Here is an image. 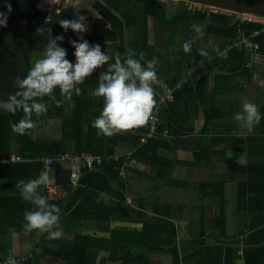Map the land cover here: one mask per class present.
<instances>
[{
    "label": "trees",
    "instance_id": "16d2710c",
    "mask_svg": "<svg viewBox=\"0 0 264 264\" xmlns=\"http://www.w3.org/2000/svg\"><path fill=\"white\" fill-rule=\"evenodd\" d=\"M85 1L101 17L102 22L88 24V30L83 33V37L89 42L100 44L102 51L107 50L110 55L107 64L117 60L122 63L126 53L131 49L136 58H139L140 52L145 54V61L155 57L158 74L160 65L157 48L167 47L173 53L176 72L170 77L163 78L161 82L172 88L177 80L185 79V81L178 89H173L171 99L163 101L159 83L153 85L156 99L154 106H158V119L155 131L146 137L145 142H141L140 138L148 132L149 120L142 126L131 128L127 132L116 131L110 136L98 135V129L92 126V121L100 114L103 101H94L91 90L97 86L99 73L107 70V64L95 69L82 84L78 85L81 88L80 95L73 93L70 98L61 96L57 87L54 89V98L48 96L43 98L48 104L47 112L39 116L33 114L31 119L33 126L37 122L46 120L57 121L55 125L57 132L53 137L36 138L33 126L26 129L24 134H20L14 131L13 124L23 117V111H17L15 114L0 111V158L10 153H16L24 158L17 163L0 165V181L7 179L14 181L15 176L29 175L28 173L35 178L42 169L39 161L42 156L57 158L63 153L75 154L87 151L102 158V164L80 170L78 185L75 189H68V191L73 189L72 199L68 198L64 202L49 201L60 207V218L62 215L64 217L60 220V227L76 230L70 234L71 240L65 241L59 238L41 240L40 252L20 264H40V260H36L40 256H51L61 261L60 264H95L97 261L100 264H118L117 261L120 262L119 264H126L124 261L129 257L125 255L122 246H116L111 239L117 234L110 233L109 238H104L95 236L94 233L93 235L79 233L87 220L91 221L90 226L107 232H112L109 227L112 221L127 220L130 206L126 202L125 187L123 189L112 187L113 182L123 181L117 168L132 158L135 163L148 167L149 172L145 174L151 175L154 180H158L161 175L160 183L186 189L189 185L187 180L171 175L174 166L179 162L176 156L173 155L172 159H169L166 154L161 153V150L171 151L172 154L178 149L191 151L192 161L188 164L193 165V163L199 164L201 160L211 159L213 152L210 150L207 154L206 148L212 143H224L225 150L229 151L231 157L240 156L245 150L246 153L261 152L259 160H250L246 164H238L232 160L228 162L240 167L244 174V179L235 187L236 209L238 211L256 209L261 212V220H259L262 244L250 248L246 241L247 246L243 248L241 254H237V249L228 245L229 247H225L227 252L219 256L221 259L216 254H210L211 248L205 246V229L203 227L198 230L193 229L192 212L196 209L204 212L209 207L206 203L216 201L218 217L212 219V231L216 236L222 233L225 235L227 196L222 181H200L193 186L196 193L193 198L197 199V203L192 202L189 208L191 215L189 230L194 235V241L196 238L199 239V248L194 255L206 259V264H254L258 256L264 264V98L258 96L256 99L262 118L251 130L233 119V114L241 111V99H235L237 94H233V91L243 89V82L252 80L254 68L257 64H261V61H252L250 57H255L257 54L264 56V22L262 21L264 19H261L262 17L257 18L260 20L249 19L250 17L242 19L243 15L237 17L234 11L192 7L182 1L176 3L171 11L167 9L166 0ZM38 2L39 0H0V12L7 15L6 24L0 25V99H6L10 92L16 91L14 87L16 78H22L31 67L32 61L42 55L47 38L36 31L38 27L51 28L52 36L63 34L64 40L58 43L67 49V58L74 60L73 47L69 39H76L77 34L71 29L64 32L58 21L74 18L77 11L72 5H61L57 11L46 13L37 8ZM9 4L11 11L7 7ZM148 19L151 20L152 43L148 38ZM193 24L201 29L198 35L192 27ZM179 33L180 44L176 42V35ZM242 39L255 43L257 49L254 52L247 50ZM185 41H190L192 45L188 52L183 50ZM199 48L205 53L202 55L205 62L202 63L199 61ZM248 61H252L250 65H247ZM207 62L211 63L216 71L214 85L210 89L207 87L209 78L207 72L211 67ZM184 68L187 69L186 75L183 73ZM190 69H192L191 74H189ZM187 75H189L188 79ZM221 98H228L229 101L219 103ZM180 101L183 102L181 106L178 105ZM97 105L100 107L98 108ZM190 111L201 113L202 123L198 134L203 136L202 132L214 133L213 137L185 136L196 128L187 124V120L191 119ZM121 143L130 145L133 151L127 155H119L117 160H114L115 147ZM182 161V163L187 162ZM51 168L54 170L55 183L66 185L69 169L63 168L58 163H52ZM247 178L250 182L246 181ZM41 194L44 195L43 192ZM16 199L17 196L10 194L0 195V218L2 210L7 211L14 200L18 201ZM140 199L143 200L142 197H139ZM24 207V204L21 208L13 206L6 213L7 217L9 218L14 211L16 215L21 212L20 222H24ZM33 207L32 204L31 208L27 209ZM170 208L171 204L155 200L152 212L156 215L149 217L148 222L143 225L145 229H152L151 233L157 231L163 233V236L159 235V241L172 244L168 253L172 257V264H179V246L175 225L170 220ZM139 214L143 212H137L136 220L140 219ZM113 231L115 232V229ZM100 251L107 254L98 257ZM8 254L10 253L7 251L0 252V256H8ZM237 258H241L242 262L236 263Z\"/></svg>",
    "mask_w": 264,
    "mask_h": 264
},
{
    "label": "crops",
    "instance_id": "0c3cea01",
    "mask_svg": "<svg viewBox=\"0 0 264 264\" xmlns=\"http://www.w3.org/2000/svg\"><path fill=\"white\" fill-rule=\"evenodd\" d=\"M200 61H201V63H202V61L205 62V60H203L201 58H200ZM160 72H161V74H160L161 81L163 78L170 77V76L166 75L163 71L160 70ZM164 84H166V83L159 82L158 85L160 86L161 90H162ZM101 98L102 97H95L94 96V101H97V102L103 101V100H101ZM182 103L183 102L180 101L178 103V105L181 106ZM223 103H226V102H223ZM97 106H98V108L100 107L99 105H97ZM156 107L158 109V106H156ZM199 119L202 123L201 115L199 116ZM193 121H194L193 119H188L187 120L188 126H193L194 125ZM238 122H239V124H241L240 121H238ZM45 123H46V127L41 125V122H37L34 124L33 129H34V136L36 138H42V137L44 138L45 136H50V137L55 136V133L57 132L55 125H57L58 122L51 119L50 121L46 120ZM242 124H243V122H242ZM200 126H201V124L199 126H195L196 127L195 130L189 134H185V136H189V138L190 137H192V138L196 137L197 135H199L198 130H199ZM239 129L241 130V128H239ZM128 130H130V129L119 130L118 132H124V131L127 132ZM202 133H204L203 136H205V138H206V136H209L211 138V136L213 137V134H214V133H205V132H202ZM203 136L199 135L198 137L202 138ZM206 149H207V154L210 150L213 152L211 159L201 160L199 164L193 163V165L188 164L189 161H192V152L191 151L178 149L177 151H175V154H172L171 151L164 149V150H161V153L166 154L169 159H172V156L175 155L177 160L179 161L178 164H176L174 166L175 168L173 167L174 169L172 170L171 175L179 178L180 176H177L173 173L180 167H191V168L195 169L196 171H202L204 169L210 168L211 170H214L213 171L214 174H211L209 178H206V179L200 180V181H218V182L222 181V186L224 187L225 191H226V188H228L229 190L231 189V191L233 190L234 194H235L236 184L240 180L244 179V174L242 173V170L240 167H237L235 165L234 166L231 165L228 162V160H232V161H236V162L239 161L238 164H246L250 160L258 159L261 155V152L255 153L252 151V153H246V150H245V151H243V153L240 156H236V157L232 156L231 157L229 155V151L225 150L224 143H220V144H213L212 143V144L208 145V147ZM219 150H222L224 153L220 152ZM132 151H133V148L130 145L121 143L120 145H117L115 147V150H114L115 154L113 155V158H114V160H117L119 155H122V154L127 155V154H130ZM215 152H217V153L214 154ZM73 153H75V152H73ZM86 153H88L89 155H95V154L87 152V151H86ZM186 154H189L188 158L185 157ZM11 155L17 156V157H19V159L15 160V161H11V160H9V157ZM182 156H184V157H182ZM23 160H24V158H22L18 154L10 153L9 155L0 158V165L3 166V165H8V164H13V163H17V162H20ZM182 160H184L185 162L187 161V162L182 163L183 162ZM241 160H243V161L241 162ZM135 162L136 161L131 158V159H128V161H126L123 166H121L120 168H117V169H119L118 173L120 172V176H121L120 178L121 179L123 178V181H116V182L112 183V185H113L112 187L114 189H119V187H121L123 189L125 187L124 193H125V197H126V202L129 203L128 205L130 206V214H129L127 220H125V221H123V220L112 221L109 224V227L111 228L112 232L98 230L94 226H90L91 221L87 220V222L84 223L83 228L81 230H79V233L80 234H90V235H93V233H94L95 236H100V237H104V238H109L110 233L121 235V236L116 235V237H112L111 239L116 244V246L121 245L123 251L126 252L125 255L127 257H129L126 261H124V263H126V264H140V263L141 264L142 263H146V264H149V263H152V264H172V257L170 255V253H168V249H170L172 247V244L171 243H161L159 241V235L163 236V233H160V231L151 233L152 229H145L144 225H143L145 222H148L149 217H152V216L154 217L156 215L155 213L152 212L153 211L152 205H153V202L158 199V201H160V202L163 201V202H167V203L171 204L170 220L175 225L176 237H177V241H178L177 244L179 246V253H178L179 264H201V263L206 264L207 263L206 259L204 260L201 256L194 255L195 252L199 248V243H198L199 239L196 238V241H194V235H192L190 233L189 227H187V229L182 228V229H180V232H178L179 231L178 222H181V220H180L181 216L180 215L178 216L175 213L174 203H173L174 199L171 198V196L174 193H176L177 189H180V188H176V187H172L170 185L160 183V181L162 179L161 175H160L158 180H154L151 175L148 176L145 174V173L149 172L148 167H146L140 163H135ZM59 165H62L63 168H67L65 163H62ZM42 171L43 170L41 169L40 172H42ZM168 171H169V175H170V170H168ZM28 174L29 175L23 174V176H15L14 181H12V179L0 181V195L5 196V195L10 194L12 196L18 197V199H16L18 201L16 202L14 200L13 205L11 207L9 206L7 211L5 209V210H2V212H1L2 217L0 218V252L7 251L10 253L8 255H12V256H15L16 254L20 255L22 253L28 252L30 254V257H28V258L31 259L35 253L40 252V250H41V248L39 246V244H40L39 242L41 240L47 239L49 237V235L47 234V232H40L39 230H36V229L30 230V231H24L22 228L23 222L22 223L20 222V220H22L21 212H19L18 215H16V211H14L11 213L9 218L7 217L8 214H6L8 212V210L10 208H12L13 206L15 208H18V207L21 208L24 204L25 210L27 208H31V205H32L31 202L22 199V197L20 195L19 188L17 187L18 181H20V180L27 181L28 179L33 178V176H31L32 175L31 173H28ZM37 175H39V173ZM133 175L137 178H140V181H142L141 179L145 180L146 183H147V179L151 180L152 181L151 187H149L148 185L146 187H144L146 185V184H144L142 188L135 189L132 186V183L129 182V181L133 182V180L136 179V178H134ZM49 176L51 178V181L54 182V184H56L54 181V170H53V168H51V173L49 174ZM165 177H166V175H165ZM227 177H228V179H227ZM180 178H182V177H180ZM137 180H139V179H136V181ZM78 181H77V184L74 186H69L68 182L66 185H58L57 184L59 190H64L66 192V195L64 197L54 195L51 198L49 196V194L46 192V187H44V186H41L42 187L41 189L43 191H41V189H40V191L44 193V196L48 197L49 201L60 200V201L64 202L68 198L72 199V193L71 192L78 185ZM200 181H197V182H200ZM230 181L234 182V184L229 183ZM246 181L250 182L249 178H247ZM123 182H124V184H123ZM197 182H193V186ZM141 184H142V182H141ZM189 184H190V182H189ZM216 186H218V185H216ZM69 188H73V189L71 191H68ZM158 191L165 193V196L160 197L159 196L160 192H158ZM139 192H141V194H142V199H143L142 201H141V199L139 200V197H137ZM194 194H196V193H193V196H195ZM225 194H226V192H225ZM226 196H227V207H229V205H231V206H233V209H231V210L229 209V211H230L229 213H231L232 216L226 215L227 219H225V221H224L225 228L227 229V220H232V223H233L235 229H234V227L231 228V230H228L229 232L226 231L225 235L223 233L219 236L217 235L218 237L216 235H214V232L212 231V219L214 217H218L217 216V214H218L217 205H216V201L209 203L208 200H206V201L209 204L206 203V205H209V207L204 212H200L199 209H196L198 211V213L196 215L197 224H196L195 228L193 226V229H195V230H198V228H202V227L205 229L206 239L210 240V242H208L206 240L205 246H209L211 248L210 254H212V255L216 254V255H218V257L219 256L221 257V254L223 255L225 253V251L227 250V248H225V247L228 245L232 246L234 249H237L236 250L237 254H241L243 248L245 246H247L246 241L248 243V247H250V248H254V247L262 244V243H260L261 238H262V233L260 232V229H261V224H260L261 212L257 211L256 209H254L255 211H253L251 209L247 210V211H244V210L238 211L235 207L234 197H232V200H231V199H229V194H226ZM174 197H175V195H174ZM179 201H181V200H179ZM232 201H233V203H232ZM139 203L143 204V206H141ZM138 211H142L143 214H139L138 218H140V219L136 220L135 217H136V214ZM190 218H191V215H189V220H190ZM201 218L203 219L202 222H201ZM230 218H232V219H230ZM63 219H64V217L62 215L60 220H63ZM193 221H194V218H193ZM60 223H61V221H60ZM181 225H183V224H181ZM60 226H61V224H60ZM61 228H63V230H65L69 234L76 231L73 229L66 228L64 226H62ZM113 229H115V232L113 231ZM70 231H72V232H70ZM182 233L184 234V236H182ZM233 233L238 234V236L235 239H231V237H229V235L233 234ZM64 240L70 241L67 239H64ZM106 254L107 253H105L104 251H100L98 254V257L106 255ZM19 255H17V257ZM133 256H135V258ZM47 258H48V256H47ZM36 260L39 261L40 258H37ZM211 260H212V257L210 258V261ZM56 261H58L59 263H55V264H60V262H61L58 259H56ZM20 262H22V261H20ZM235 262L241 263L242 259L237 258V259H235ZM261 262H262V259L258 256V260L255 261L254 264H262ZM48 263L52 264L49 261L46 263H45V261H43V263H41V260H40V264H48ZM116 263L119 264L120 262L117 261ZM95 264H96V262H95Z\"/></svg>",
    "mask_w": 264,
    "mask_h": 264
},
{
    "label": "clouds",
    "instance_id": "9594fccd",
    "mask_svg": "<svg viewBox=\"0 0 264 264\" xmlns=\"http://www.w3.org/2000/svg\"><path fill=\"white\" fill-rule=\"evenodd\" d=\"M47 2L52 4L53 0ZM7 7L11 11V5ZM6 21V13L0 12V25H5ZM58 22L64 32L71 29L77 34L76 39H69L74 60L67 58V49L58 43L64 40L63 34L52 36L51 28L38 27L36 31L47 38L42 55L32 61L22 78H16V91L10 92L6 99H0V111L12 114L23 111V117L13 124L14 131L20 134L33 126V114L39 116L47 112L48 104L43 99L45 96L54 98V89L57 87L61 96L70 98L73 93L80 95L81 88L78 85L110 60L109 53L107 50L102 51L100 44L89 42L83 37L89 27L85 16L76 15L72 19H60ZM192 27L197 32L201 31L195 24ZM191 47L190 41L184 42L185 52L190 51ZM200 54L205 55L203 51ZM144 55L140 52L139 58H136L130 49L122 63L117 60L107 64V70L99 73L97 86L91 90L93 96L103 97L100 114L92 121V126L98 129V135L110 136L119 130L142 126L150 119L156 104L153 85L157 82V61L155 57L145 61ZM261 118L259 106L252 102H244L242 110L233 114V119L243 122L249 130ZM50 182L47 171L27 181L17 182L22 199L34 205L32 209L24 211L22 228L24 231L36 229L47 232L51 238H60L63 234L60 207L50 203L48 197L40 191L41 186L47 187ZM6 264H20V261L9 255Z\"/></svg>",
    "mask_w": 264,
    "mask_h": 264
},
{
    "label": "rangeland",
    "instance_id": "374dc122",
    "mask_svg": "<svg viewBox=\"0 0 264 264\" xmlns=\"http://www.w3.org/2000/svg\"><path fill=\"white\" fill-rule=\"evenodd\" d=\"M180 1H182L187 6L189 5L192 7H198V8H203V9H216V8H212V7L205 5V4L195 3V2L186 1V0H166L167 9L169 11L173 10L174 6L177 5L176 3H179ZM61 5L62 6L72 5L75 8V10L77 11V15L85 16L88 24H101V22H102L101 17L93 10L92 7L89 6L90 4L87 3V1H85V0H53L52 4H49L47 2V0H39V2L37 3V8L48 13L49 11H52V10L57 11ZM239 15H242V14H239V12H236V16L238 17ZM253 18H255V16H253ZM147 28H148V38H149V41L152 43L153 39H152V33H151V20L150 19H148V27ZM198 34L199 33L197 32V35ZM176 42L178 44H180V42H181V34L180 33L176 35ZM176 48H177V46H176ZM198 51H199V53H201V48H199ZM157 53H158V63L160 65L159 69L161 71H163L168 76L173 75L176 72V67H175L176 62H175L173 53L171 52V49L167 48V47L157 48ZM200 58L204 60V58L201 54L199 55V61H200ZM250 59L252 61H261V64H257L256 67L254 68L252 80L243 82V84H244L243 89H241L240 91H238V89H234V91H233V94H235V95L237 94V97L235 99H237V98L241 99L240 110H242V104L244 102L256 103V99L258 96H259V98H260V96H262V98H264V56L257 54V55H255V57L251 56ZM252 61H248L247 65H250ZM207 64H209V66L211 67V69L207 72V74H209L207 87H208V89H210L214 85V79H215L214 74L216 73V71H215V69L211 63L207 62ZM191 70L192 69L189 70V74H191ZM185 72H187L186 68H184V70H183L184 75H186ZM160 74H161V72L159 71V73L157 74V82L156 83L161 82ZM188 76L189 75L186 76L187 79H188ZM228 101H229L228 98H221V100H219L218 102L223 103V102H228ZM190 106H191V104H190ZM200 114H201L200 111H196V112L190 111V117H191V119L194 120L193 121L194 126H199L201 124V121L199 119ZM241 124H242V122H241ZM41 125L46 127L45 121L41 122ZM182 157H184V156H182ZM185 157L188 158L189 154H186ZM242 161L243 160H241V162ZM213 171L214 170H211L210 168L204 169L202 171H196L195 169H193L191 167H180L173 173V174L180 176L183 179H186L187 181L190 182V184L188 185V187H186V189H182V188L177 189L176 193H174L171 196V198L174 199L173 203H174L175 213L178 216L179 215L181 216V219H180L181 222H178V229H179L178 232H180V229H182V228L187 229V227H189V223H190L189 208H190V205L192 202H193V204L197 203V199L194 200V198H193V193H195V190L193 187V182H197V181L209 178L211 174H214ZM134 178L139 179V180L136 181V179H135V180H133V182L132 181H129V182L132 183V186L135 189L142 188L144 184H146L144 187H146L147 185L149 187H151V184H152L151 180L147 179V183H146L145 180H143V179H141L142 181H140V178H137L135 176H134ZM227 179H228V177H227ZM141 182H142V184H141ZM229 183L234 184V182H231V181ZM160 191H158V192H160ZM141 192H139L137 197H140V198L142 197ZM225 192H226V194H229V199L232 200V197H234L233 190L231 191V189L229 190L228 188H226ZM174 195H175V197H174ZM159 196L164 197L165 193L160 192ZM179 200H181V201H179ZM232 203H233V201H232ZM230 206L231 205H229V207ZM229 207H227L226 214L232 216L231 213H229L230 212L229 209L230 210L233 209V206H231L230 208ZM192 213H193V218H194L193 226L195 228V226L197 224L196 215H197L198 211L195 210ZM214 218H217V217H214ZM226 219H227V216H226ZM230 219H232V218H230ZM181 224H183V225H181ZM233 227H234V225L232 223V220H227V232H229L228 230H231V228H233ZM234 229H235V227H234ZM70 232H72V231H70ZM70 234L67 232H65V233L63 232L62 236L59 239L71 240ZM182 236H184L183 233H182ZM237 236H238V234H234V233L229 235V237H231V239H235ZM48 238L51 239V237H48ZM206 240L208 242H210L209 239H206ZM17 255H19V254L15 255L18 260H23V259L27 260L28 257H30V254L28 252L22 253L18 257H17ZM8 256H1L0 261L2 263L6 262V259ZM39 258L41 260V263H43V261H45V263L49 261L52 264L53 263L54 264L59 263L58 261H56L55 258H53L51 256H48V258H47V256H40ZM96 264H99L98 261L96 262Z\"/></svg>",
    "mask_w": 264,
    "mask_h": 264
},
{
    "label": "built area",
    "instance_id": "2783aa9c",
    "mask_svg": "<svg viewBox=\"0 0 264 264\" xmlns=\"http://www.w3.org/2000/svg\"><path fill=\"white\" fill-rule=\"evenodd\" d=\"M212 10H214V9H212ZM242 15H243L242 19L250 17L249 19L256 20L259 17V16H255V15H251V14H245V13H242ZM253 16H255V18H253ZM259 18H261V17H259ZM261 19H264V17H262ZM257 20H260V19H257ZM262 21L264 22V20H262ZM242 43L245 44L247 50H249V51L254 52L258 47L255 43L247 42L245 39H242ZM184 81H185V79L177 80L175 86L172 88H170V86H168L167 84H164L163 88H162L161 100L163 101L165 99H171L173 89H178L180 87L181 83ZM157 110L158 109L155 106L152 113H151V117L149 119L148 132L145 133V136H141V138H140L141 142H145L146 137H149L155 131V126H156V122L158 119L157 118ZM18 159H19V157L14 156V155H11L9 157V160H11V161H15ZM39 161L42 164V170L47 171L48 175L51 173V164L52 163H58V164L65 163L66 167L69 169L68 185L74 186L77 184L78 178L80 176V170L82 168H92L94 165L101 164L102 158L100 156L89 155L86 152H81V153H75V154L63 153L57 158L42 156L39 158ZM46 192L49 194V196L51 198L54 195L61 196V197H64L66 195V192L64 190H59L58 185L54 184V182H52V181L46 187ZM24 260L25 259L19 260V261H24ZM0 264H6V262L2 263L0 261Z\"/></svg>",
    "mask_w": 264,
    "mask_h": 264
},
{
    "label": "water",
    "instance_id": "95a60500",
    "mask_svg": "<svg viewBox=\"0 0 264 264\" xmlns=\"http://www.w3.org/2000/svg\"><path fill=\"white\" fill-rule=\"evenodd\" d=\"M212 8L264 17V0H186Z\"/></svg>",
    "mask_w": 264,
    "mask_h": 264
}]
</instances>
